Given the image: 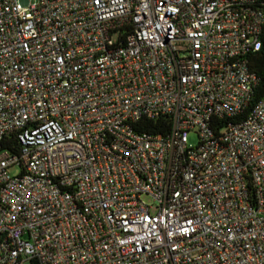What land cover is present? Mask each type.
<instances>
[{"label":"built area","instance_id":"2783aa9c","mask_svg":"<svg viewBox=\"0 0 264 264\" xmlns=\"http://www.w3.org/2000/svg\"><path fill=\"white\" fill-rule=\"evenodd\" d=\"M263 29L264 0H0V264H264Z\"/></svg>","mask_w":264,"mask_h":264},{"label":"trees","instance_id":"16d2710c","mask_svg":"<svg viewBox=\"0 0 264 264\" xmlns=\"http://www.w3.org/2000/svg\"><path fill=\"white\" fill-rule=\"evenodd\" d=\"M262 40L263 46L261 50L248 58L249 70L258 79V85L254 91L252 106L264 97V29ZM135 130L139 133L166 134L170 130L169 118L163 117L156 121H147L146 119H143L135 125Z\"/></svg>","mask_w":264,"mask_h":264},{"label":"rangeland","instance_id":"374dc122","mask_svg":"<svg viewBox=\"0 0 264 264\" xmlns=\"http://www.w3.org/2000/svg\"><path fill=\"white\" fill-rule=\"evenodd\" d=\"M188 142L191 145H195L197 143V137H196V135L194 133L189 135ZM18 173H19V170L18 169H12V170H10V174L12 176H16ZM145 201L146 202H150L149 199H145Z\"/></svg>","mask_w":264,"mask_h":264}]
</instances>
